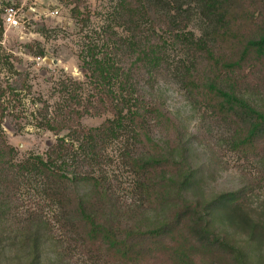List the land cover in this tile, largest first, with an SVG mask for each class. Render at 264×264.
I'll return each mask as SVG.
<instances>
[{
    "label": "trees",
    "instance_id": "obj_1",
    "mask_svg": "<svg viewBox=\"0 0 264 264\" xmlns=\"http://www.w3.org/2000/svg\"><path fill=\"white\" fill-rule=\"evenodd\" d=\"M70 1L79 18L86 1ZM114 14L101 53L89 43L82 56L96 93L84 96L80 79L63 81L67 90L74 85L68 108L45 121L55 133L78 136L86 154L74 158V141L61 136L46 155L17 160L3 123L27 77L18 71L0 81V264L6 240L26 248L27 264H44L47 253L57 264H264V202L257 214L251 202L256 188L264 190V0H117ZM195 15L199 32L191 27ZM3 25L0 14V36ZM172 49L175 80L200 114L196 131L170 108L162 88ZM104 113L113 116L82 124L84 115ZM126 121L132 134L122 160L135 175L130 198L102 165L111 160L108 139ZM203 144L213 161L226 144L257 161L259 172L236 189L199 196L204 175L190 157ZM31 176L39 178L42 197L25 208L22 190ZM51 205L53 217L44 213Z\"/></svg>",
    "mask_w": 264,
    "mask_h": 264
},
{
    "label": "rangeland",
    "instance_id": "obj_2",
    "mask_svg": "<svg viewBox=\"0 0 264 264\" xmlns=\"http://www.w3.org/2000/svg\"><path fill=\"white\" fill-rule=\"evenodd\" d=\"M85 1L87 7L83 10L84 13L76 18L72 14L73 4L70 0H0L1 15L8 5L14 4L20 9L21 24L15 27L3 25L0 36V81L7 84L18 71L24 72L27 77V87L20 92V102L16 105L14 100L11 102L10 109L13 113L6 115L3 123L7 140L16 148L17 160H23L32 153L46 155L51 143L61 136L67 141H74V158L76 155L86 154L78 136L66 129L55 133L45 122L46 117L68 108V95L70 91L73 92L74 85H70L72 90H67L62 85L63 81L80 79L78 90L84 96L96 93L93 83L85 74L82 56L89 43L98 44V52L101 53L105 41L104 28L117 21L114 14L117 0ZM197 17L198 15L194 16L191 27L199 32L197 25L200 20ZM115 29L119 33H125L121 26L116 25ZM177 53L170 50L171 74L161 84L170 108L181 116L190 131H196L200 114L191 108L184 89L174 77ZM112 116V113L86 114L81 121L84 126H96ZM131 134L132 126L129 121L118 127L117 134L108 139L104 149L111 160L102 164L115 178L116 188L129 198L133 195L135 175L124 164L122 152L125 143L131 139ZM217 149L214 161L208 144L195 146L191 151L193 164L201 168L204 175L200 188L195 190L200 193L197 192L199 196L211 197L217 192L236 189L248 180V175L259 172L260 165L257 161L241 158L226 144ZM26 184L22 190L25 208L34 205L42 197L38 177L31 176ZM251 202L256 214L260 212L264 190L256 188ZM55 211L52 205L44 209L49 217H53ZM217 225L226 227L224 221ZM235 236L239 238L238 234ZM1 244L6 245L1 264H27L26 248L19 249L20 245H11L7 240ZM45 256L44 264H57L54 254L47 253Z\"/></svg>",
    "mask_w": 264,
    "mask_h": 264
},
{
    "label": "built area",
    "instance_id": "obj_3",
    "mask_svg": "<svg viewBox=\"0 0 264 264\" xmlns=\"http://www.w3.org/2000/svg\"><path fill=\"white\" fill-rule=\"evenodd\" d=\"M2 15L4 25L15 27L21 24L20 9L14 4L8 5Z\"/></svg>",
    "mask_w": 264,
    "mask_h": 264
}]
</instances>
